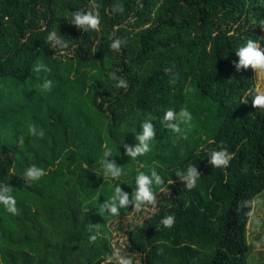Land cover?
<instances>
[{"label": "trees", "instance_id": "trees-1", "mask_svg": "<svg viewBox=\"0 0 264 264\" xmlns=\"http://www.w3.org/2000/svg\"><path fill=\"white\" fill-rule=\"evenodd\" d=\"M92 2L0 0V185L11 186L19 210L0 203V264H116L114 248L141 264H250L248 225L264 192V108L252 105L257 73L237 71L235 51L263 37L264 0H94L98 30L70 23ZM53 30L67 48L46 42ZM118 38L125 43L111 50ZM37 63L51 71L35 73ZM45 78L51 91L40 88ZM184 107L192 121L178 139L160 120ZM145 121L156 135L133 159L124 145L139 143ZM30 124L44 136L30 135ZM221 142L234 155L213 168L207 153ZM106 159L123 169L119 178L104 175ZM33 164L47 174L27 183ZM190 164L201 174L191 190L176 176ZM153 168L163 180L151 185L156 212L129 228L127 241H113L110 223L136 209L114 216L101 205L117 186L131 199L136 176ZM168 215L170 228L161 223Z\"/></svg>", "mask_w": 264, "mask_h": 264}, {"label": "clouds", "instance_id": "clouds-1", "mask_svg": "<svg viewBox=\"0 0 264 264\" xmlns=\"http://www.w3.org/2000/svg\"><path fill=\"white\" fill-rule=\"evenodd\" d=\"M113 11H123V6L120 4H115L113 6ZM73 19L70 23L74 24L78 28L87 30L91 28L93 30H98L100 25V14H99V5L96 4L93 0L91 8L87 11H76L72 14ZM259 26L264 28V20L259 22ZM264 41V37H261L259 40L249 39L247 43L241 47L236 52V55L239 57V63L236 64V70L240 71L242 68L251 67L258 75V79L264 77V47H261V42ZM46 42L51 45V47H59L65 49L68 47L67 43L58 36L55 30L51 31L46 37ZM122 43H125L121 39H115L111 45L110 49L119 51ZM235 64L236 62L233 61ZM33 71L37 74L40 72H50V68L44 63H37ZM167 71L171 72V69ZM110 78L118 81L116 87L118 88H127V82L124 79H120L116 76L115 73L109 74ZM175 82L174 80L172 81ZM41 90L51 91L53 88V81L47 78L44 79L42 85H40ZM254 94L252 95V105L255 108H264V90L256 88L253 90ZM192 121V114L189 110L184 107L177 112L175 109L169 108L165 111L162 119L160 120L161 124L168 130H171L178 134V139H187L186 132L182 131L181 125H190ZM142 132L139 135H136V140L139 142L134 147L128 144L124 145L126 149V155L135 159L139 155H143L150 151L149 141L155 138L154 126L150 121H145L142 125ZM28 132L32 136H44L43 129H37L35 124H30L28 127ZM20 144H23L24 137L19 138ZM209 158V163L213 168L227 167L230 161L233 158V153H230L221 142L220 148L212 149L207 153ZM111 156V150L108 149L105 151V157ZM104 175L110 176L113 179L119 178L123 174V169L120 166H117L114 160L106 159L103 162ZM47 173L43 168L37 167L36 165L29 166L24 172L22 178H25L27 183L32 181L39 180L41 177L45 176ZM200 172L195 165L190 164L187 172L177 171L176 176L183 182H185L186 188L191 190L196 186L197 179L200 176ZM153 179L157 185L163 183L162 177L157 174L156 170L153 168L151 170V176L145 174L144 172H139L136 176V190L131 194L125 192L122 187L117 186L113 190L111 197L104 201L101 205L103 210L110 212L112 215H119L120 208L127 207L128 205H134V209L139 210L145 204L155 205L156 197L152 191L151 185ZM12 188L10 185H0V203H2L6 210L13 214H19V210L16 207V200L11 194ZM247 203V202H245ZM175 217L173 215H168L162 219L161 223L166 227L170 228L174 225ZM90 241H95L96 236L93 235L90 238ZM109 261H115L116 264H133L132 258L127 257L121 253V249L114 248L111 256L108 257Z\"/></svg>", "mask_w": 264, "mask_h": 264}, {"label": "rangeland", "instance_id": "rangeland-1", "mask_svg": "<svg viewBox=\"0 0 264 264\" xmlns=\"http://www.w3.org/2000/svg\"><path fill=\"white\" fill-rule=\"evenodd\" d=\"M261 43L264 47V41ZM259 86L260 89L264 90V77L259 78L258 82L256 81V87L259 88ZM156 204L157 201L155 205L150 204L143 206L139 210H135L132 214L126 215L122 219L111 222L110 225L115 239L113 241L116 242L118 239L120 242L127 241V230L135 225L142 224L147 218L152 216L157 210ZM248 242L251 250L249 263H264V192L260 194L254 202L252 217L248 225ZM131 258L133 264H141V259L138 255H133Z\"/></svg>", "mask_w": 264, "mask_h": 264}, {"label": "bare ground", "instance_id": "bare-ground-1", "mask_svg": "<svg viewBox=\"0 0 264 264\" xmlns=\"http://www.w3.org/2000/svg\"><path fill=\"white\" fill-rule=\"evenodd\" d=\"M255 207H257V206H255ZM262 215V214H261ZM259 218V217H258ZM251 236V235H250Z\"/></svg>", "mask_w": 264, "mask_h": 264}, {"label": "crops", "instance_id": "crops-1", "mask_svg": "<svg viewBox=\"0 0 264 264\" xmlns=\"http://www.w3.org/2000/svg\"><path fill=\"white\" fill-rule=\"evenodd\" d=\"M261 45H262V43H261Z\"/></svg>", "mask_w": 264, "mask_h": 264}]
</instances>
